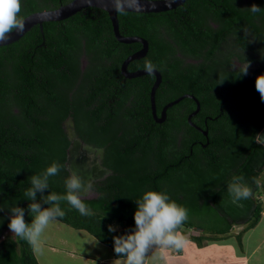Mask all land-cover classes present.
Returning a JSON list of instances; mask_svg holds the SVG:
<instances>
[{
	"label": "trees",
	"instance_id": "1",
	"mask_svg": "<svg viewBox=\"0 0 264 264\" xmlns=\"http://www.w3.org/2000/svg\"><path fill=\"white\" fill-rule=\"evenodd\" d=\"M69 1L21 0L18 19ZM253 4L261 12L251 13ZM117 18L122 35L148 42L146 55L130 61L127 70L145 69L148 61L156 66L157 116L168 102L192 94L200 104L191 117L194 126L187 117L196 103L188 97L168 107L164 121L153 118L154 75L121 73L124 59L141 45L117 41L102 9L86 7L43 22L42 29L35 25L0 46V264H38L32 245L8 233L9 209L25 208L31 223L35 214L28 212L31 201L24 193L31 176L52 162L65 167L49 178L43 195L65 194L68 117L106 174L92 183L97 195L82 198L90 215L62 201L64 216L57 220L112 250L113 237L134 226L135 200L148 190L166 192L188 209L181 226L195 231L198 244L225 237L240 222L251 227L261 215L264 146L256 136L264 127V100L255 78L264 74V0H186L158 13L119 11ZM235 61L254 67L239 74ZM233 176L252 189L248 199L235 200L227 191ZM37 202L53 207L40 193ZM113 221L123 227L109 232Z\"/></svg>",
	"mask_w": 264,
	"mask_h": 264
},
{
	"label": "clouds",
	"instance_id": "2",
	"mask_svg": "<svg viewBox=\"0 0 264 264\" xmlns=\"http://www.w3.org/2000/svg\"><path fill=\"white\" fill-rule=\"evenodd\" d=\"M248 9L253 14L261 12V8L255 4ZM20 10L21 0H0V40L6 39L14 29L22 30L23 21L18 19ZM249 66V62L239 65V74L247 75ZM144 67L149 74L156 68L150 61ZM255 88L264 100V74L255 78ZM64 167L59 162H52L44 172L31 176V187L24 193L25 199L31 201L28 212L35 214L31 223L25 221V208L14 206L9 209L8 229L14 236L27 240L37 254L41 252L39 243L45 229L64 216L60 202L66 201L81 215L91 214L90 208L82 200V193L91 189L92 184L79 176L69 175L66 178L65 194L49 191L47 196L43 195L49 189V178L58 175ZM227 191L235 200H245L252 195V189L242 176H233ZM37 193L41 194L43 203H51L53 207L42 208L41 203L37 202ZM135 202L134 226L113 237V251L116 254L113 264H146L147 254L153 246L181 250L188 243V238L178 231L188 219V209L171 199L168 193L148 190ZM0 223H3L2 218ZM108 231L116 232L117 226L109 225Z\"/></svg>",
	"mask_w": 264,
	"mask_h": 264
},
{
	"label": "crops",
	"instance_id": "3",
	"mask_svg": "<svg viewBox=\"0 0 264 264\" xmlns=\"http://www.w3.org/2000/svg\"><path fill=\"white\" fill-rule=\"evenodd\" d=\"M261 186L263 188L259 196L263 202L261 215L257 223L251 227L245 221L236 225L244 224L246 226V231L239 240L232 235L233 230H230L225 237L215 240L204 238L200 244L194 241L190 235L188 237L185 234L188 243L181 250L153 246L147 254L149 256L146 264H254V262L255 264H264V260L257 259L255 256L259 254L264 259V182ZM55 222V228L59 230L57 242L54 245L49 242L48 246L43 242L40 244L57 256L46 258L33 250L38 264H113L116 256L110 246L100 242L83 229L73 228L59 220ZM50 225L53 226L52 223ZM64 225L72 230L71 234L61 235L60 232ZM112 225L117 226V230H120L123 227V222L113 221ZM193 234L192 231L191 235Z\"/></svg>",
	"mask_w": 264,
	"mask_h": 264
},
{
	"label": "water",
	"instance_id": "4",
	"mask_svg": "<svg viewBox=\"0 0 264 264\" xmlns=\"http://www.w3.org/2000/svg\"><path fill=\"white\" fill-rule=\"evenodd\" d=\"M185 1L186 0H71L55 9L37 11L24 17L22 19V30H12L11 33L7 34L6 39L0 40V46L8 45L14 41H17L35 25H39L40 29H42L43 22L60 21L70 17L71 15L86 7H96L108 13L112 30L117 41L121 43H140L141 48L128 55L121 64V73L124 77L136 78L149 73L145 69L128 71L127 66L130 61L140 59L146 55L148 50V42L146 39L140 36L122 35L118 27V12L128 11L136 13H158L175 9ZM151 74L155 77L150 89V103L153 118L157 122L164 121L167 108L178 103L183 98L188 97L193 99L196 103L195 110H193L187 117L188 123L194 126L191 121V117L199 111L200 104L192 94H184L177 99L168 102L163 106L160 116H157L155 107V92L161 82V74L156 69ZM72 124V118L68 117L65 121V125L66 132L71 143L66 151V167L69 175H76L81 177L83 180L90 182L91 180L95 179L93 176L96 175V173L94 174L93 171H96L97 176H99L101 173L106 174V170L98 166L99 162L96 152L90 151L89 148L75 136L71 127ZM196 128L203 132L204 135H207L206 130H202L199 127ZM256 141L264 146V127L257 134ZM74 144H76V147ZM84 195L85 192L82 194V198H85Z\"/></svg>",
	"mask_w": 264,
	"mask_h": 264
},
{
	"label": "rangeland",
	"instance_id": "5",
	"mask_svg": "<svg viewBox=\"0 0 264 264\" xmlns=\"http://www.w3.org/2000/svg\"><path fill=\"white\" fill-rule=\"evenodd\" d=\"M104 174H102L101 176H103ZM100 176V177H101ZM263 176H264V168H263V170H262V173H261V179H262V182H264L263 181ZM103 178V177H102ZM101 178V179H102ZM98 179H100V178H98ZM261 190L263 191V188L262 187H260L259 188V193H261ZM96 196V193L93 191V190H87L86 192H85V195H84V197L85 198H93V197H95ZM54 223H56V222H53L52 224H53V226L52 225H49L46 229H45V231H44V233L42 234V236H41V238H40V243H45L46 244V246H48V244L47 243H49L50 242V244H55L56 242H57V239H58V235H59V230H56V228H55V224ZM210 224H212V223H210ZM178 230H180L181 232H183L184 233V235L186 234L188 237H189V235H190V237H192V231L190 230V229H188V228H186L185 226H180V228L178 229ZM246 231V226H244V224L243 225H240V226H236V227H234V229H233V234L232 235H234V236H242L243 234H244V232ZM71 232H72V230H70V228L69 227H67V226H62V229H61V232L60 233H62L61 235H68V234H71ZM8 233H11L10 232V230L8 231ZM193 233H195V231H193ZM70 236V235H69ZM204 240V239H203ZM244 241H245V239H244ZM39 243V247L41 248V252H40V254H41V256H45L46 258L49 256V257H56L57 255L56 254H54L53 252H50V251H48L47 249H45L41 244ZM42 243V244H43ZM41 245V246H40ZM237 246H240V245H237ZM256 256V258L258 259H260V260H264L263 259V256L262 255H259V254H256L255 255ZM254 264H255V262H254Z\"/></svg>",
	"mask_w": 264,
	"mask_h": 264
},
{
	"label": "flooded vegetation",
	"instance_id": "6",
	"mask_svg": "<svg viewBox=\"0 0 264 264\" xmlns=\"http://www.w3.org/2000/svg\"><path fill=\"white\" fill-rule=\"evenodd\" d=\"M139 50V49H138ZM236 63V66L237 67H239V65H243V64H245L246 62H244V63H240V62H238V61H235ZM249 64H250V66H249V68H253L254 67V64L253 63H251V62H249ZM96 154H97V152H96ZM98 156V155H97ZM99 157V156H98ZM93 173L95 174L96 173V175H94L93 177L95 178V179H98V178H102V177H104V175L103 176H101L103 173H101L99 176H97V172L95 171H93ZM101 176V177H100ZM95 179H93V180H91L90 182H91V184L95 181ZM90 190H92V189H90ZM255 190H256V188H255ZM255 190H254V192H255ZM95 192V191H94ZM83 194V193H82ZM97 195V194H96Z\"/></svg>",
	"mask_w": 264,
	"mask_h": 264
},
{
	"label": "bare ground",
	"instance_id": "7",
	"mask_svg": "<svg viewBox=\"0 0 264 264\" xmlns=\"http://www.w3.org/2000/svg\"><path fill=\"white\" fill-rule=\"evenodd\" d=\"M257 137V136H256ZM74 146L76 147V144H74Z\"/></svg>",
	"mask_w": 264,
	"mask_h": 264
}]
</instances>
